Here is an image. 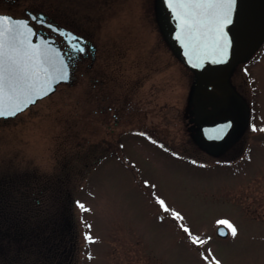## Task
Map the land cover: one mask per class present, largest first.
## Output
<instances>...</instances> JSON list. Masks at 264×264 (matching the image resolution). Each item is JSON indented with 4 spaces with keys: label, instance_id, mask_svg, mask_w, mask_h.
I'll return each mask as SVG.
<instances>
[{
    "label": "rangeland",
    "instance_id": "obj_1",
    "mask_svg": "<svg viewBox=\"0 0 264 264\" xmlns=\"http://www.w3.org/2000/svg\"><path fill=\"white\" fill-rule=\"evenodd\" d=\"M27 3L96 48L70 83L0 120L1 178L63 177L72 264H205L208 249L221 264H264V50L241 66L246 82L237 68L228 75L243 108L229 99L220 115L243 119L249 105L251 135L225 162L189 144L193 75L161 35L154 0ZM157 197L184 220L163 213ZM218 220L237 236L222 225L227 235L217 237ZM178 223L207 244L192 245Z\"/></svg>",
    "mask_w": 264,
    "mask_h": 264
},
{
    "label": "snow or ice",
    "instance_id": "obj_2",
    "mask_svg": "<svg viewBox=\"0 0 264 264\" xmlns=\"http://www.w3.org/2000/svg\"><path fill=\"white\" fill-rule=\"evenodd\" d=\"M236 3L237 0H165L178 29L174 39L182 48L188 49V52H185L186 57L191 53L196 55L197 60H201L208 54L209 47L214 52L219 51L221 56L226 55L228 42L223 39L224 29L233 23ZM5 21L10 23L6 26ZM51 27L49 25L50 29ZM69 35L73 39L70 45L72 51L83 54L86 46H79L80 38L75 34ZM33 37H38V33L28 20H13L11 17L0 16V115H3L5 100L13 109L11 115L15 116L42 97L48 96L53 83L59 84L68 78V65L61 51L51 49L44 38L40 37L34 42ZM215 62L221 63L223 60ZM229 126L210 129L209 132L216 135L209 138H222L223 132ZM145 186H148L147 182ZM156 203L163 213L170 214L171 219L184 220L181 213L172 210L163 198L157 197ZM80 207L87 211L83 204ZM217 225L226 226L233 237L238 234L237 229L228 220H218ZM177 226L186 234L192 245L207 244V240L193 234L185 224L178 223ZM220 234L225 233L221 230ZM201 255L205 264H221L211 249L207 250V254Z\"/></svg>",
    "mask_w": 264,
    "mask_h": 264
},
{
    "label": "trees",
    "instance_id": "obj_3",
    "mask_svg": "<svg viewBox=\"0 0 264 264\" xmlns=\"http://www.w3.org/2000/svg\"><path fill=\"white\" fill-rule=\"evenodd\" d=\"M63 184L58 175L0 177V264L73 263V200Z\"/></svg>",
    "mask_w": 264,
    "mask_h": 264
},
{
    "label": "flooded vegetation",
    "instance_id": "obj_4",
    "mask_svg": "<svg viewBox=\"0 0 264 264\" xmlns=\"http://www.w3.org/2000/svg\"><path fill=\"white\" fill-rule=\"evenodd\" d=\"M3 2L10 5H5L1 8V4H3ZM154 11L157 18L158 12L155 8ZM40 13L45 16V22H51L58 27H63L72 31L81 38L79 46H86V51L83 54L73 52L61 36L53 33L43 25L36 24L34 21L30 20V23L37 31L41 30L45 37L55 39L57 45L66 53L72 73L76 70L79 63L83 62L87 58H94L96 48L94 44H92L91 41L84 35L66 26L56 24L43 11L30 8L27 0H0V14L29 18V14L37 15ZM232 33L235 40V54L237 56L236 62L232 65V69L234 70L237 68L239 73L242 75L244 82H246V77L244 76V71H241V66L247 63H255L259 59L258 55L262 53V50H264V0H240L238 8V21L234 25ZM244 55L246 56L243 57ZM232 69L229 75H232ZM228 83L230 86L231 84L229 82V78ZM231 88L233 93L227 97V101L221 105L219 104L218 107L215 108L212 105H209L206 100L195 95L192 90V83H189V119L187 118L189 125L187 138H189V144L197 146L203 152H215L223 159L231 158L228 154L232 150H235V147L241 146L242 150L244 146L247 147L248 143L246 138L251 135L248 131L247 121H245L244 118L242 119L241 116H238L237 114H234L235 116L230 114L229 116L223 117L220 115L221 110L229 103V99L233 100L235 105H239L240 108H243L241 107L242 103L240 101L242 95L238 92L241 97L238 96L236 89H234L233 86ZM94 91L96 94L98 93L97 90ZM235 105H232L231 108H235ZM111 110L112 108L109 107V111ZM226 119H232L233 124L228 133L220 141L207 142L202 138L199 132V126L201 124L213 125L214 123ZM153 144L156 145L155 143Z\"/></svg>",
    "mask_w": 264,
    "mask_h": 264
},
{
    "label": "water",
    "instance_id": "obj_5",
    "mask_svg": "<svg viewBox=\"0 0 264 264\" xmlns=\"http://www.w3.org/2000/svg\"><path fill=\"white\" fill-rule=\"evenodd\" d=\"M239 4H240V0H237V3L234 6V10H233V23L230 25H227L224 29L225 35L223 39L228 42L226 55L221 56L219 51L214 52L212 48L209 47L208 54L206 56H203L201 60H197L196 55L191 54V53L186 57L185 52H188V49L182 48L181 44L178 43L174 39V36L178 34V29L176 27V22L172 19L168 11V8L166 7L165 0H157L156 2V6L158 8L157 12H158V18H159V25L161 27V30L164 34L165 39L167 40L168 44L172 48L175 55L178 56L180 60L182 61V63L194 73V81L192 85L193 93L197 95L198 97L206 100L207 103H209V105H212L215 108H217L219 104L221 105L225 103L227 101V97L231 93H233L232 88L229 86V83H228V75L231 72V69L233 67L232 65L236 62V59H237V56L235 54V40L233 38L232 29L238 21ZM0 16H5V15H0ZM13 20H24V19L13 18ZM9 23H10L9 21H5L6 26ZM51 28L55 32L62 35L67 42L73 40L72 37L69 35V34H72L71 32L66 31L64 29H57L53 26ZM40 37L41 36L38 35V37H35V40L33 37V41L36 42ZM44 40L47 42V45L50 46L51 49L53 50L59 49L57 45L53 43V39H44ZM71 44L72 43H70V45ZM245 56L246 55H244L243 57ZM63 58H64L65 63L67 64L64 54H63ZM217 60H223V62L217 63L215 62ZM193 64H201L202 66L193 67L192 66ZM67 75H68L67 80L60 82V83H67L70 81L69 66L67 68ZM57 85L58 84L53 83L50 86L49 95L55 91V88ZM20 106L22 107V105ZM12 110L13 109L10 106V103L7 100H5L3 109H2L3 115H0V118L6 119V118L15 117L16 115L15 116L11 115ZM232 124H233L232 119H226L223 121H219L217 123H214L213 125L201 124L199 126V132L205 141L217 142V141H220L228 133V131L232 127ZM224 125H230V126L225 129V131L222 134V138H217V139L209 138L210 136L216 135L215 133H210L209 132L210 129L218 128ZM221 230L224 231L225 233L224 235L220 234ZM216 234L220 237H224L227 235V230L225 227L219 226L216 229Z\"/></svg>",
    "mask_w": 264,
    "mask_h": 264
}]
</instances>
